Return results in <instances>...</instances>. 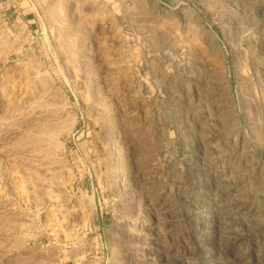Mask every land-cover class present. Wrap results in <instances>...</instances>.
Wrapping results in <instances>:
<instances>
[{"label": "rangeland", "instance_id": "1", "mask_svg": "<svg viewBox=\"0 0 264 264\" xmlns=\"http://www.w3.org/2000/svg\"><path fill=\"white\" fill-rule=\"evenodd\" d=\"M0 264H264V0H0Z\"/></svg>", "mask_w": 264, "mask_h": 264}, {"label": "bare ground", "instance_id": "2", "mask_svg": "<svg viewBox=\"0 0 264 264\" xmlns=\"http://www.w3.org/2000/svg\"><path fill=\"white\" fill-rule=\"evenodd\" d=\"M218 55H220L219 53H218ZM220 57V56H219ZM240 80V79H239ZM229 93V92H228ZM229 96H230V98L232 97V95H231V93H229Z\"/></svg>", "mask_w": 264, "mask_h": 264}]
</instances>
